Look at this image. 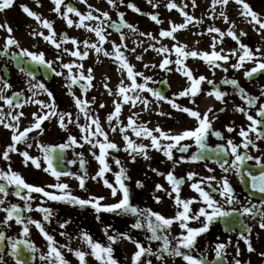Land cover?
Returning <instances> with one entry per match:
<instances>
[{"label":"snow or ice","instance_id":"6c2138e0","mask_svg":"<svg viewBox=\"0 0 264 264\" xmlns=\"http://www.w3.org/2000/svg\"><path fill=\"white\" fill-rule=\"evenodd\" d=\"M86 2V0H84ZM55 5L54 11L58 14H61L69 27H71L74 23L73 19L68 17V13H74L75 16L79 17V21L76 24L77 27L87 28L88 31L94 32L95 35L99 38L98 43H89L87 40L83 41L84 47L94 49L97 53L104 52L105 56H113L114 59L120 63V68L126 70L127 77L131 80L130 86H125L123 80L121 81V85L118 88L119 94L122 97L123 103H129L131 101L132 106L134 107L136 101H140L144 104L145 108L148 107L149 101L146 98H142L139 94L142 91H147L151 93L157 100H165L166 97L161 94L160 91L156 89L148 87V81L151 80V77L144 76V83L140 84L137 83V77L143 76V73L134 71V66L128 63L127 58L124 56V53L121 51V46L116 45L115 42L113 43V52L109 53L104 51L102 45L107 42V35L105 29L103 27L104 20L110 21V16L108 12H101L99 9H94V11L99 12V15H93V11L90 10L86 15L81 14L76 8L71 6L70 4L64 5L66 12L61 13V5L63 4V0H53ZM107 3L111 5L113 8H116L119 4H123L124 0H107ZM149 4H153V7H157L158 5L153 2V0H148ZM196 0H192V4L195 5ZM229 0H212V7L213 10L215 9L217 4L222 6H227ZM235 3L241 5V15L248 19V22L254 25H258V28L255 30L258 33L264 34V18L254 11L251 6L246 2V0H235ZM14 4V0H0V12H3L7 9H10ZM22 10L29 16L37 20L42 26L49 30V34L45 35L43 32L33 31L31 33L33 36H41L43 39L50 44H52L55 49L59 52L62 47L63 43L69 42V38L67 36L63 37L62 40L58 41L56 37L55 30L53 29V24L51 21L47 19H42L41 16L30 10L27 5H21ZM127 7L131 8L133 11L137 13H141V9L138 8L135 4H128ZM166 7L171 10L174 8H178V5L174 2V0H170L169 3L166 4ZM89 8L92 9V6L89 5ZM182 15L185 18V23L180 24H172L170 30H161L160 36L162 37H171L173 40L176 39L174 33H176L180 29H184L188 26V24L192 23L194 20L193 16L184 12L183 9H180ZM144 14V13H141ZM220 15L223 17L224 21L227 23L229 22V17L225 14L224 11L220 12ZM101 17L104 19L102 20ZM150 18L155 21L157 24L162 23V21L156 15H150ZM86 21H98L99 23L96 26H90L86 24ZM121 25L125 28L132 30L133 32L137 31L134 26L128 23L124 19V13H119V23H110L109 27L114 28L117 32L121 31ZM235 25H233V28ZM0 29H4L9 34L5 40V44L2 50H0V55L3 56H10L14 59L18 64H23L24 60H30L33 63L44 65L55 73L57 76L64 75L62 72H56L55 68H53V62L47 61L45 59L44 53H35L29 51L28 49L22 48L20 46L19 41L12 36L13 29L11 26L5 24H0ZM209 33H218L221 40L222 38L227 35L230 36L233 40H235L238 45L239 49L231 50L229 54L222 55L220 52L215 51L216 48V37H213L212 48L213 51L211 53L203 52L198 53L197 51H185L186 45H179L174 46V51L176 54V60L172 61L168 58L167 55L164 56L162 62L159 64L161 69L171 71L168 67L170 64L175 63L178 67L176 68L177 71L182 72V74L188 78L190 81V86L185 88L183 91L179 93L180 96H187L191 99L192 103H195V97L201 91V83L205 81L207 78L203 75L199 76L198 78L193 76V73L187 67H181L183 65V59L189 56L197 57L199 56L201 59L206 61L210 67L213 69L222 68L223 71L227 72L228 68L224 67L222 64L218 63V61H223L227 64L229 60V56H235L237 51H240L242 54L238 56L237 63L232 65V68L239 70L240 68L244 67L246 62H252L254 66L245 71V76L251 79L254 74L264 72V56L257 55L260 52V49H256V53L253 52L251 48L241 42L240 37L246 35L243 31L240 32L239 35L231 28L228 30L227 33L222 32L219 28L210 27L208 29ZM139 35L143 36L145 33L141 32ZM150 35V34H149ZM126 39L123 33H121V40L123 41ZM155 39V37H152ZM73 45L76 46L75 50H69L68 48H64L63 52L69 53L73 57L79 58V60H84L88 56L87 51L81 52L79 50V42L76 39H71L70 41ZM19 49L18 52H11L10 49L12 47ZM127 47V45H124ZM154 47V46H153ZM135 51V49H132ZM155 51L162 53V54H170V49L167 46H161L160 48H155ZM223 51V49H221ZM58 60H61V56H57ZM137 59H143L142 56H137ZM61 67L67 69L68 75L66 80L68 81L66 87L70 90L74 85L80 84L82 92L86 94L91 88L92 81L94 77L91 75L92 69H88V74L85 75L83 70V64L79 63H63L61 62ZM145 68H148L149 65L145 64ZM151 67H156V65H151ZM77 69L76 73L73 72V69ZM21 72H26L24 67H20L19 69ZM29 76H32L31 72L26 73ZM34 80L35 77L32 76ZM209 85H212V91L206 93L208 96H215V99L220 101L222 104H226L225 97L229 95V93L221 91L219 88H216L215 82L212 80H207ZM222 84L232 85L234 89L240 95V98L245 102L248 106V109L252 107H256L260 97L250 95L247 91L239 86V82L235 79H224ZM0 101H2L5 105L8 106L9 109H17L22 108L24 104L27 103H35L41 106L42 114L33 113L34 122L29 126L26 127L23 131L19 129V121L20 118L23 117L25 114L21 111L19 114H13V111L8 112L7 114L4 113L3 108L0 107V125H3L6 129L12 130V143L7 146L6 150L2 153V158L6 161H10V153L17 152V144L24 143L27 148L32 147V143L29 142V133L33 132L34 130H40L43 133L44 129L42 128V124L45 120H49L52 117H57L59 127L68 131V124L74 123L71 119V113H59L55 110V102L54 99L50 103H45L40 100L34 99V96L38 94L36 91L37 89L43 90L49 97H52V93L48 91L47 88L43 84H30V91L33 92V98L25 99L23 101L17 102V98L21 96L20 92L13 93L12 96H6L5 91L11 88V84L2 76H0ZM104 87L108 90L109 94H112L111 88H109L108 84L105 83ZM135 93V95H129L127 93ZM74 98V102L76 107L79 111L84 115L86 121H89L85 125L81 126L76 121L77 126L80 128L82 133H85L82 136L84 143L91 145L92 149L98 147L99 154L97 155L95 152L92 153L94 158L99 162L101 166L99 171L97 172L96 176L92 177V179L104 178L105 173L111 171L110 165L107 163V155L109 150H115L119 152L121 149L118 145L109 140L108 133L105 132L100 124L98 117H93L90 113L89 108V101L87 99H82L81 97L75 96V93H71ZM168 103L172 105L173 108L187 113L190 117H193L197 120L198 125L193 129L184 130L179 134H171L164 132L162 129L157 127L156 129L152 130L147 128L144 124H137L136 116L137 114H133L132 116L128 117V124L126 126H122L119 128L120 132L123 133V139L126 142V147L123 149L124 151L128 152L130 156H132L133 162H135L136 155H142L145 159H149L147 154V149L149 145H145L143 143L136 144L134 141L129 137L127 134L128 130L131 129L132 132L135 133L137 137L143 136L144 138H150L151 140V147H153L157 151H162L164 156L167 157L168 160H172L173 163H178L179 161L174 160L173 157V149L178 148L181 153L188 152L191 145L189 144H181V141L184 140H192L197 148V152L192 154L187 159L191 162H198L202 160L209 159L205 153L209 151L207 145V138L209 134L214 135L220 139H223L222 133L216 131L212 127V121L209 119V113H212V109L209 108L206 112L201 114L198 110H194L188 107H182L181 105L175 103L173 100H168ZM103 107V105H101ZM47 109V111H43ZM245 107L236 106L235 110L243 113L246 116V119L250 122L248 125L247 130L243 127L240 129L239 135L243 138L241 144H235L231 139L227 140V146L220 145L218 150L216 151V162L220 163L221 168L224 172L235 170L238 175H241V169L246 160H254L255 166L259 169H264V160L261 157H253L251 155L241 154L239 149L242 147L245 150H248L251 147L256 148V144L253 138L250 137V133H255V139H264V103H260L257 107L256 115L253 116L250 114ZM122 110V104L116 103L114 113L108 116L109 124H111L113 118L117 120L119 123V115ZM225 109H222V111ZM6 116H10L12 121L16 123H7ZM67 116L68 120L65 123V117ZM215 118V117H214ZM93 126L94 130H93ZM235 129L232 127H228L227 131L232 132ZM113 132L117 131V128H112ZM154 132L159 133V136L154 135ZM92 137H103V141L100 139L93 140ZM161 140L170 141L167 144H161ZM75 145L76 147H83L75 136L70 135L68 137L67 143H60L57 145H40L41 151L43 153L42 159L46 162V167L43 168L45 172H49L52 176L59 179L62 176H73L75 179L79 181V187L81 189H85L86 180L88 179V174L85 171L82 175H76L71 172L67 171H60L57 170L56 162L59 161L63 163L64 157L63 153L71 146ZM260 149L257 148V151ZM24 159L23 162L27 165L31 162L36 168H41V160L37 159L29 154L28 151H21L19 152ZM82 157V153L79 154ZM228 156L234 157L231 162L226 158ZM115 163L117 165L121 164L119 159L115 157ZM180 160H185V157H180ZM75 163V161H72ZM85 161L83 159L80 160L81 168H84ZM156 171L155 169H153ZM209 171H213V169H209ZM163 175V173H160ZM115 175V182L119 185V191L122 192V198L119 202L108 204V205H101L100 201L105 199L104 197H90L89 199H82L75 195H72L69 185L66 183H56L55 185H49L48 187L56 188L60 191L61 194L57 195L45 190L44 187L35 186L32 184L27 183L23 177L16 171H14L9 163L7 170L0 169V211L6 214L3 221H0V264H7L6 254L10 256L14 260V264H30L31 260L35 259L33 255L37 248L35 244L28 238L30 236V228L29 225L34 224L36 228L39 229L41 234L44 238L48 241V252L47 254H41L40 259L42 261L47 262V264H68L65 260L61 250L56 245V241L54 237L50 235L43 225L39 221L32 220L30 217H26L22 213L24 212H31L33 210L39 211L43 213V219L45 221H50V217L52 216V210L47 207H38L33 209L31 206V201L34 199L33 193H41L43 196L47 197L49 200L52 201H61L65 203H69L72 205H78L80 207L91 206L97 213L100 212H110L116 213L118 215H130L136 217V222L131 225L133 229H144L151 233L149 239L154 241H162V246L159 248V253L166 254L169 257H182L187 264H208L207 256L201 254L199 257L193 255V252L196 251L197 245V237L209 231L210 226L219 220H224L226 223L228 218L243 215L250 217L252 219L259 218L260 227L264 228V202L260 204H253L252 201H249L248 205H241V202L236 198L235 192L229 183L228 179L225 177L220 186L216 187L213 186L211 183L208 184V188L211 190H205L202 186L204 180H194L197 176L195 172H190L187 176V180L194 181L191 183V188L199 194L201 198L197 201L195 198L193 199H181L180 197V186L185 183L184 178H177L173 175L172 172L167 173V180L172 186V191L176 193L175 195V203L178 206H182V211H178L177 214L172 218H166L164 215L155 212L151 209H141L137 206H134L131 203L130 191L129 188L124 183V177L126 175V170L121 167L120 172ZM248 177L251 181V188L260 194H264V171H260L258 175L253 174L252 171L247 172ZM208 181L215 180V177H208L206 178ZM241 179L243 176L241 175ZM104 185L110 189H112V196H116L118 189L114 187L107 179L103 180ZM139 184V182H138ZM142 187V184H139ZM14 188L15 196L19 197L21 200L25 202V207L21 208L19 205L16 204H7L6 200L7 197L10 195V189ZM157 190H162V185L156 186ZM26 190V192L24 191ZM212 192H218L221 197L224 198L223 203L232 206V210H225L223 204L217 201ZM168 195H172V193H168ZM157 202H159L160 198L156 197ZM193 203H202L203 207H200L198 212L192 213L190 205ZM237 205H241L237 208ZM201 217L203 220L201 221L200 227H190L189 221L197 220L200 221ZM15 221L17 225L22 226L21 236L24 238H13L6 235L5 231H3L4 227H10V221ZM174 222H179V226L182 230L179 236L173 237L171 240L169 239L170 229ZM64 227L65 225H61ZM228 230H231V225L228 224ZM250 231V229H249ZM107 234L108 230L105 229ZM186 232V234H185ZM84 241L89 245L91 248V255L95 257L96 260L100 261V264H119V262L114 258L113 252L114 249L111 244L116 243L119 239H128L132 241L137 248V251L133 255V264H141V258L145 255H153V251L150 247H145L139 241L132 240V237L129 236L127 233H117V235H108V241L111 243L108 246H105L99 242L93 241L92 237L87 234H82ZM241 238H244V234L241 233ZM175 241V245H173L172 241ZM248 251H254L250 240H246ZM183 249V251H182ZM69 251H73L69 248ZM27 252V256L24 254ZM74 254L79 259L80 264H87L86 256L89 253H85L81 250H75ZM261 255H264L262 253ZM226 256V245L223 243L217 244L215 247V258L216 260L213 264H216V261H222ZM163 259V255L160 257ZM148 264H151V261H148ZM234 264H241L239 259H236Z\"/></svg>","mask_w":264,"mask_h":264},{"label":"flooded vegetation","instance_id":"af4514ba","mask_svg":"<svg viewBox=\"0 0 264 264\" xmlns=\"http://www.w3.org/2000/svg\"><path fill=\"white\" fill-rule=\"evenodd\" d=\"M77 9V8H76ZM1 24L3 20H1ZM54 28V27H53ZM114 33V32H113ZM116 34V33H115ZM67 36L69 41L73 39L72 35L63 31L58 38L62 40L63 37ZM6 31L4 29H0V50L3 49L5 40H6ZM80 43V41H78ZM20 43V42H19ZM22 48L28 49L29 51L35 53H44L45 59L47 61L53 62V68H55L56 72H62L64 75L57 76L52 71V69L41 65L33 63L30 60L25 59L23 64H18L14 59L10 56H3L0 55V76L4 77L10 84L11 88L5 91L6 96H12L15 92H20L21 96L17 98V102L23 101L25 99L33 98V92L30 91V84H43L45 88L48 89L53 95L49 97L43 90L37 89V95L34 96V99L43 101L45 103H50L53 99L55 102V110L59 113H71V119L74 123L68 124V131L59 127L57 117H52L49 120H45L42 124V128L44 129L43 133L40 130H34L33 132L29 133V142L32 143L31 148H27L24 143L17 144V152L10 153V161H6L2 158V153L6 150L7 146L10 145L13 141L12 137V130L6 129L3 125H0V169L7 170L9 163L14 171L18 172L23 179L32 185L44 187L46 191L54 193V194H61L60 191L56 188L48 187L49 185H55L56 183H66L69 185V189L72 195L80 197L82 199H89L90 197H101L102 191L104 196L111 195L112 189L106 187L104 185L103 180L107 179L109 183H111L114 187L115 182V175L118 174L117 164L115 163V159L107 158V163L110 165L111 171L105 173L104 178L97 177L96 179H92V177L96 176L99 168V162L94 158L92 155L95 152L97 155L99 154L98 147L95 149L91 148V145L84 143L82 136L85 133L80 131V128L77 126L76 121L78 120L79 125H85V118L84 115L79 111L76 107L74 98L71 93H75V96L81 97L82 99L89 98V111L93 115L97 109L103 105L102 110L106 111L104 114L110 115L115 111V105L118 103L122 104L121 113H124L128 109L124 107L122 97L119 94L118 88L121 85L119 82V78L114 77L111 81L100 82L97 78L99 75V69H101V64L99 62H88L86 60L88 57L93 56L92 52L87 51L84 47L82 42V46H79V50L81 52L87 51L88 56L84 60H79L77 57L71 56L69 53H64V62L63 63H79L83 64L85 75L88 74V69H92L91 75L94 77L92 81V87L89 88L88 92L84 94L80 87V84L74 85L70 90L66 87L68 81L66 77L68 75L67 69L61 67V64L54 61V51L52 47H37L35 45H21ZM71 46V45H68ZM69 50H75V47H65ZM145 50L149 51L150 49L146 48ZM11 52H18L19 49L15 48L14 46L10 49ZM142 56L143 59L146 60V56H148V52L145 55H138ZM137 59V57H136ZM139 60V62H140ZM118 63V62H117ZM117 63H111L109 71H113L116 76H118L120 70V65ZM148 63V62H147ZM218 63L222 64L224 67L228 68V71H223L222 68L213 69L209 66L207 62L199 63V66L191 68L190 70L193 73V76L198 78L199 76L203 75L207 79L201 83V91L195 97V102L201 106V103H206V109H194L198 110L201 114L206 112L209 108L213 111L209 113V119L212 121V127L216 131L222 133L223 139H220L214 135L209 134L207 138V145L209 151L205 153L209 159L198 161V162H191L187 158L190 157L192 154L197 152V148L192 140H184L181 141V144H189L191 147L189 148L188 152L181 153L178 148L173 149V157L174 160L179 161L178 163H173L172 160H168L166 156H160L163 154L162 151H157L153 147H151V140L150 138H144L142 136V143L145 145H149L147 149V154L149 159L140 158L142 164L147 163L145 179L143 182H139L142 184V187H138V182L134 183V176H128L125 178V181L129 186H134L136 190V194L139 199H142L140 206L141 209H151L155 212H158L164 215L166 218L174 217L178 211H180V207L176 205L174 208L176 209H164V205L169 202L171 198H174L176 193L172 191V186L168 182L166 176L167 173L172 172L177 178H184L185 183L180 186V197L185 198H199V194L195 192L191 188V183L194 181L187 180V176L190 172H195L197 176L194 180H204L202 186L205 190H209L208 184L211 183L213 186L219 187L222 180L226 177L231 184L236 198L241 202V205H248L249 201H252L253 204H260L264 202V200L259 199L258 197L250 195L245 187V179L248 176L247 172L252 171L253 174L258 175L260 171H264V169H259L255 166L254 160H246L242 169L241 175L243 179H241V175H238L235 170L224 172L221 168L220 163L216 162V151L220 145L227 146V140L231 139L235 144H241L243 138L239 135L240 129L243 127L247 130L249 121L246 119V116L243 113H240L235 110L236 106L245 107L248 109V106L245 102L240 98L238 92L234 89L232 85L222 84L221 82L224 79H235L239 82V86L244 88L247 93L253 96L260 97V100L256 107H252L248 109L250 114L253 116L256 115L257 107L260 103H264V72L256 73L254 76L249 79L245 76V71L251 69L254 64L249 62L245 63L244 67L240 68L239 70L232 68V65L237 63V61H229L227 64L224 62L218 61ZM118 65V66H117ZM20 67H24L26 72H21L19 69ZM147 69V77L150 76L151 71L154 72V67H148ZM78 70L73 69V72L76 73ZM27 72H31L32 76L35 79H32V76L27 75ZM114 75V74H113ZM123 82L125 86L131 85V80L127 77L126 70H123ZM149 75V76H148ZM115 76V75H114ZM183 78V79H182ZM182 82L178 83V94L176 95L180 100L184 99L187 101H191V99L187 96H180L179 93L183 91L185 88L190 86V81L184 75L181 76ZM207 80H212L215 82L216 88H219L221 91L229 93L224 99L226 104H222L220 101L215 99V96H208L206 93L212 91L213 86L207 83ZM165 82L168 85L167 94H164L162 91L161 94L169 96L172 92V85L166 80L162 79L158 82L155 86L151 83V80L148 81V87L153 85L152 88L159 91L160 84ZM105 83L108 84L109 88L112 90V94L108 93V90L103 87ZM137 83L143 84L144 79L140 76L137 77ZM150 83V84H149ZM2 86V85H0ZM103 87V90L100 88ZM143 98L154 97L151 93L147 91H142ZM129 95H135V93H127ZM140 94V93H139ZM98 95V96H96ZM105 97L109 99V102L100 103L93 102L92 100L95 98ZM111 98V101H110ZM95 101V100H94ZM98 104V105H97ZM97 105V106H96ZM95 106V107H94ZM0 107L3 108L5 114L10 111H13V114H19L21 111L25 114L23 117L20 118L19 121V129L23 131L26 127H29L33 122V113L42 114L41 106L35 103H27L24 104L22 108L17 109H9L7 105H5L2 101H0ZM222 109H225L222 111ZM43 111H47L44 109ZM109 112V113H108ZM120 113V114H121ZM185 115V119L188 123L179 128L174 129L166 126H154L153 129L159 127L164 132L171 133L173 135L179 134L184 130L193 129L198 125V122L195 118L190 117L187 113L183 112ZM97 117V116H94ZM215 117V118H214ZM67 116L65 117V123H67ZM7 123L15 124V121L11 120L10 116H6ZM116 126L112 125L110 128L105 127L104 131L108 133L109 140L112 142H117L121 136H118L120 132L116 131L113 132L112 128ZM228 127H232L235 130L232 132L227 131ZM152 129V130H153ZM110 133V134H109ZM129 133V137L138 138L134 132L128 130L127 134ZM72 135L77 138V140L83 144V147H76L75 145L69 147L62 155L64 157V161L62 163V168L60 171H67L74 173L76 175H82L85 171L88 174V179L86 180L85 189H81L79 187V181L75 179L73 176H62L59 181L56 177L52 176L49 172H45L43 170L46 167V162L43 161L42 156L43 153L41 151L40 145H57L60 143H67L68 137ZM154 135L159 136V133L154 132ZM250 137L254 139L256 148L250 146L248 150L243 149L242 147L239 149L241 154L251 155L253 157H261L264 160V139H255V133H250ZM93 140L100 139L103 141V137H92ZM124 141V139H123ZM134 141V140H133ZM135 142V141H134ZM170 141L161 140L160 143L167 144ZM257 148L260 150L257 151ZM28 151L29 154L37 159L41 160L42 167L36 168L34 165L29 162L27 165L23 162V157L19 155L21 151ZM113 155H117L118 152L115 150H109ZM82 153V157L79 155ZM139 155H136L138 157ZM185 157V160H180V157ZM230 162L234 157L228 156L226 157ZM83 159L85 161L84 168H81L80 160ZM75 161V163H72ZM134 164V162H132ZM155 169L156 171H154ZM209 169H213V171H209ZM160 173H163L161 175ZM208 177H215V180L208 181L206 178ZM134 183V184H133ZM162 185V190H157L156 186ZM26 192V190H24ZM14 192V188L10 189V195L7 197L6 206L7 204H16L19 205L21 208L25 207V202L21 200L19 197L11 194ZM146 193L147 197L145 198L142 196V193ZM168 193H172V195H168ZM131 194V193H130ZM34 199L30 202L33 209L38 207H47L52 210V216L50 217V221H45L43 219V213L33 210L31 212H24L22 213L26 217H30L32 220L39 221L45 230L54 237L56 241V245L61 250L65 260L68 264H80L79 259L74 254L75 250H81L86 253V248L91 252V248L89 245L84 241L82 234L86 233V225H91L93 220H96L97 226H94L96 230L94 235H97V238H92L93 241L99 242L105 246H108L111 242L108 241V235H117L118 228H120L123 232L127 233L129 236L132 237V240L139 241L142 243L146 248L150 247L153 251V255H145L141 258V264H148V261H151V264H187L186 261L182 259V257H169L166 254L159 253V248L162 246V241H154L150 240L149 237L151 235L150 232L144 229H133L131 225L136 222V217L130 215H118L116 213L110 212H100L97 213L95 209L91 206L80 207L78 205H72L69 203L61 202V201H52L49 200L47 197L43 196L41 193H33L32 194ZM214 198L223 204L225 210H232V206L224 204V198L219 195L218 192H212ZM131 197V195H130ZM156 197H159L160 200L157 202ZM108 201V200H107ZM133 198L131 197V203ZM175 202V201H174ZM101 205L105 204V201H100ZM173 203V202H172ZM241 205H237L236 207L239 208ZM195 206L199 209L203 207L202 203H195ZM183 210V209H182ZM195 213V211H194ZM6 214L0 211V221H3ZM234 218H241L242 222L247 225L250 229L249 234L244 235V238H241V231L236 229L232 233H228L224 230V223L228 226L229 221L227 223L223 220H219L214 222L208 232L200 235L197 237V245L196 251L193 252V255L199 257L201 254L207 256L208 264H212L215 258V247L217 244L223 243L226 245V256L224 257L223 261L226 264H234L236 258H233L229 253V240H234L238 243L235 247L245 246L246 240H249L250 233L252 232L253 228L263 229L260 227L259 218L252 219L247 216L237 215L233 216ZM231 218V217H230ZM229 219V218H228ZM10 227H4L3 231H5L6 235L13 237V238H24L20 234L22 232V226L17 225L15 221H10ZM178 223V224H177ZM61 225H65L62 227ZM201 222L194 223L193 226L190 227H200ZM30 228V236L28 237L36 246L37 248V258L41 256V254H47L48 252V241L44 238L38 228L34 224L29 225ZM105 229L108 230L107 234ZM184 231L180 228L179 222H174L170 229L169 239L171 240L173 237L179 236L181 232ZM186 234V232H185ZM173 245H175V241L173 240ZM235 245V244H234ZM114 249L113 256L116 260H118L119 256H125L126 258H130V263L133 264V255L137 251L136 245L128 240V239H119L116 243L111 244ZM235 247L233 249H235ZM71 248L73 251H69ZM183 251V249H182ZM89 252V255L91 256ZM229 253V254H228ZM163 255V259L160 257ZM93 256V255H92ZM7 264H14L13 258L7 256L6 254ZM41 260V259H40ZM240 260V259H239ZM42 261V260H41ZM241 261V260H240ZM45 262V261H43ZM37 264V260L36 263ZM241 264H244L241 261Z\"/></svg>","mask_w":264,"mask_h":264},{"label":"rangeland","instance_id":"374dc122","mask_svg":"<svg viewBox=\"0 0 264 264\" xmlns=\"http://www.w3.org/2000/svg\"><path fill=\"white\" fill-rule=\"evenodd\" d=\"M157 7H153V4H149L148 0H136L135 5L141 9V13H137L132 9L127 7V0H124L123 4H119L116 8H113L111 5L107 3V0H73L77 10L86 15L90 10L93 11V15H99V12L94 11V9H99L101 12H108L110 16L109 20H104L103 27L105 29L107 35V42L102 45L104 51L109 53L113 52V43L121 46V51L124 53V56L127 58L128 63L134 66V71L143 73V76H140L144 79V76H147V69L144 67L145 64L156 65L154 67V72L151 71L149 77H151V83L153 85H157L158 82L162 79H166L172 85V92L165 100H157L156 97H149L147 100L149 101L148 107L145 108L144 104L140 101H136L135 106H132L131 101L129 103L124 104V107L128 110L119 115V123L115 118H113L111 124L108 121V115L104 114V110H102L101 106L96 112L93 114L97 116L100 124L103 128H110V126L114 125L117 127V131L120 132L119 128L122 126H126L128 124V117L132 116L134 113L137 114L136 120L137 124H144L149 129H153L154 126H166L174 129H179L185 126L188 121L185 119V115L182 111H179L172 107L168 100H173L175 103L181 105L182 107H188L192 109H201L205 110L207 107L206 103L201 106L198 105L197 102L192 103L191 101H187L184 99H179L176 95L178 94V83L182 82L181 76H183L182 72L177 71L178 67L175 63L170 64L168 67L171 71H167L161 69L159 64L162 62L165 55L172 61L176 60V54L174 51V46L186 45L185 51H197L198 53L208 52L211 53L213 51L212 43L213 37H216V48L215 51L220 52L222 55L229 54L231 50H238V43L233 40L230 36L225 35L222 40L218 33H209L208 29L210 27L219 28L222 32L227 33L231 28L233 31L240 34L241 31L246 33V35L241 36L240 40L242 43L247 45L249 48L256 53V49L259 48L260 52L257 55L264 56V34L258 33L255 29L258 28V25H254L248 22V19L241 15L242 7L235 3V0H229L227 6H222L217 4L215 9L212 7V0H196L195 5L192 4V0H174V2L178 5V8H174L169 10L166 7V4L170 2V0H153ZM246 2L251 6V8L256 11L261 18H264V0H246ZM21 5H27L30 10L38 13L42 19H47L52 22L53 29L55 30L57 40L60 41L58 36L65 31L72 35L74 39L80 41L79 46H82V42L87 40L89 43H98L99 38L95 35L94 32H90L87 28L77 27L76 24L79 21V17L75 16L74 13H68V17L73 19L74 23L71 27L68 26L66 19L62 17L61 14H58L54 11L55 5L53 0H14V4L10 9H7L3 12H0V24L1 20L3 23L11 26L13 29L12 36H14L21 45H35L37 47H52L54 51V61L61 64L64 62V53L63 49L65 47H75L70 41L67 43H63L59 52L55 49V47L49 42L45 41L41 36H33L31 33L33 31L43 32L45 35L49 34V30L44 28L42 24H40L37 20L32 17H29L23 10ZM66 3L61 5V13L66 12L64 8ZM89 5L92 6V9L89 8ZM180 9H183L184 12H187L188 15L193 16L194 20L192 23L188 24V26L184 29L178 30L174 33L176 37L173 40L171 37H162L160 36L161 30H170L172 24H180L185 23V18L182 15ZM224 11L225 14L229 17V22H225L223 17L220 15V12ZM124 13V19L132 24L134 28L137 30L133 32L130 29H125V31L121 32L124 34L126 39L121 40V33L115 34L108 29L109 23L112 21H119V13ZM150 15H159V19L162 23L157 24L150 18ZM103 20L104 18L101 17ZM86 24L90 26H96L98 21H86ZM233 25L235 27L233 28ZM145 33V35L141 36L139 33ZM150 34V35H149ZM9 34L6 31V37ZM155 37V39H152ZM71 45V46H68ZM127 45V47H124ZM154 46V47H153ZM161 46H167L170 49V54H162L155 51V48H160ZM146 48L150 49L149 51L145 50ZM135 49V51H132ZM223 49V51H221ZM72 50V48H71ZM89 52H92L93 56L88 57L86 63L88 62H99L101 64V69H99V75L97 78L100 82L113 81L114 77L119 78V82H121L123 78V70L116 74L113 71H109L111 67V63H117L113 56H105L104 52L97 53L94 49L88 48ZM148 52V56L146 60L136 59L138 55H145ZM242 53L237 51L235 56H229V61H237L238 56ZM61 56V60L57 59V56ZM206 62L201 59L199 56L197 57H187L183 59V65L181 67H187L188 69L199 66V63ZM148 62V63H147ZM223 62V61H221ZM119 63V62H118ZM117 63V64H118ZM249 63V62H246ZM252 63V62H251ZM120 65V63L118 64ZM117 65V66H118ZM125 71V70H124ZM115 76H114V75ZM150 84V83H149ZM153 85H150L152 88ZM104 87V85H103ZM103 87L100 89L103 90ZM140 95L143 98V94L140 92ZM98 96V95H96ZM90 101L89 98H86ZM120 97H118L119 103ZM95 100V101H94ZM93 102L104 103L109 102V99H106L104 96L99 98H95L92 100ZM111 101V98H110ZM97 104V105H98ZM96 105V106H97ZM102 105V104H101ZM95 107V106H94ZM109 113V112H108ZM89 121L85 120V124ZM93 126V130H94ZM130 130V129H129ZM154 130V129H153ZM110 134V133H109ZM119 138L117 142H114L121 149L118 154L115 156L110 151L108 152L107 158H116L121 161L120 165H117L118 173L120 172V168L123 167L126 170V175L123 178L125 185L129 188L130 195L133 198L132 204L140 208L139 205L142 206V199L138 200V196L136 194V190L134 186H129L125 178L128 176H134V183L143 182L145 179L146 173V165L147 163L142 164L140 158H143L142 155L136 157L134 164H132V156L129 155L128 152L123 149L126 147V142L123 141V133H118ZM129 135V133H128ZM132 139V138H131ZM136 144L142 143V136L138 138H133ZM160 156H164L161 154ZM133 183V184H134ZM116 184V182H115ZM117 185V184H116ZM118 189L116 196L108 195L104 196L102 191L101 197L105 199L106 204H113L120 201L122 198V192L119 191V185L116 187ZM147 197L146 193H142L141 197ZM181 199H193V198H185L181 197ZM199 201V198H195ZM108 200V201H107ZM175 197L171 198L170 203L167 202L164 205V209H176L175 206ZM173 202V203H172ZM192 213L198 212V208L195 206V203L190 205ZM180 211H182V206L180 207ZM93 222L91 225H86V233L89 234L92 238H97V235H94L95 229L94 226H97L96 220L94 217L92 218ZM203 217H201L200 221L192 220L189 221V226H193L194 223L201 222ZM178 224V223H177ZM123 231L118 228L117 233H122ZM254 251L249 252L247 244L245 246L235 247L238 243L234 240H229V253L233 258L240 259L244 264H264V228L256 229L253 228L250 233L249 238ZM235 244V245H234ZM235 247V249H233ZM90 251L86 248V253ZM91 253V252H90ZM228 253V254H229ZM87 264H100V261L96 260L94 256L87 255L86 256ZM119 264H131L130 258H126L125 256H119L118 260ZM38 264H47L43 261H39ZM74 264V262H73Z\"/></svg>","mask_w":264,"mask_h":264},{"label":"water","instance_id":"95a60500","mask_svg":"<svg viewBox=\"0 0 264 264\" xmlns=\"http://www.w3.org/2000/svg\"><path fill=\"white\" fill-rule=\"evenodd\" d=\"M121 28H123V26H122ZM253 192H254V191H253ZM253 194H254V195H255V194H256V195H259V197L261 196L258 192H254ZM260 198H261V197H260ZM244 232H247V228L244 229Z\"/></svg>","mask_w":264,"mask_h":264}]
</instances>
